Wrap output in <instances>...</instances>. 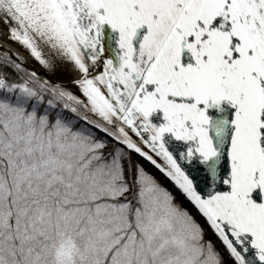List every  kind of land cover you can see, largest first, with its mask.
<instances>
[{
    "label": "snow or ice",
    "instance_id": "snow-or-ice-1",
    "mask_svg": "<svg viewBox=\"0 0 264 264\" xmlns=\"http://www.w3.org/2000/svg\"><path fill=\"white\" fill-rule=\"evenodd\" d=\"M0 264H264V0H0Z\"/></svg>",
    "mask_w": 264,
    "mask_h": 264
}]
</instances>
